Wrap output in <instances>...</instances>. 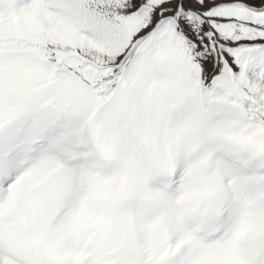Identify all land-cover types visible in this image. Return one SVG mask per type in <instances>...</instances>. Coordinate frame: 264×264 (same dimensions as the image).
Listing matches in <instances>:
<instances>
[{
	"label": "snow or ice",
	"instance_id": "6c2138e0",
	"mask_svg": "<svg viewBox=\"0 0 264 264\" xmlns=\"http://www.w3.org/2000/svg\"><path fill=\"white\" fill-rule=\"evenodd\" d=\"M0 264H264V0H0Z\"/></svg>",
	"mask_w": 264,
	"mask_h": 264
}]
</instances>
